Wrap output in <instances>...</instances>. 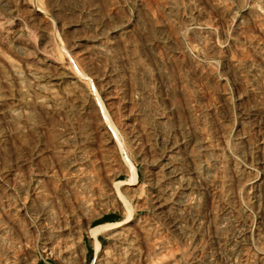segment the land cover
Returning a JSON list of instances; mask_svg holds the SVG:
<instances>
[{
	"label": "rangeland",
	"instance_id": "obj_1",
	"mask_svg": "<svg viewBox=\"0 0 264 264\" xmlns=\"http://www.w3.org/2000/svg\"><path fill=\"white\" fill-rule=\"evenodd\" d=\"M39 205L59 264H264V0H0V223Z\"/></svg>",
	"mask_w": 264,
	"mask_h": 264
},
{
	"label": "built area",
	"instance_id": "obj_2",
	"mask_svg": "<svg viewBox=\"0 0 264 264\" xmlns=\"http://www.w3.org/2000/svg\"><path fill=\"white\" fill-rule=\"evenodd\" d=\"M36 181L40 183L41 180ZM39 207L42 206L39 205L35 210L31 211L34 221L29 227L30 233L28 234L30 238L25 241L16 238V236L12 235V232H9L12 230L11 226L0 223V230L7 233L6 237L0 235V264H21L24 261H28V259H30L29 264H36L39 261L44 264H49V260H52L54 264H59L63 261L61 257L62 245H60L61 241L58 237L59 234L55 236L56 239H49L48 241L46 236L47 232L43 231V220H45L44 212L43 209H38ZM3 211L5 212L4 209ZM12 214L16 215L17 213L12 211ZM53 232L50 234H53ZM46 240L48 241L47 245ZM52 241H55L56 244L52 243ZM50 254L53 258L49 256ZM67 263L70 264V262Z\"/></svg>",
	"mask_w": 264,
	"mask_h": 264
},
{
	"label": "bare ground",
	"instance_id": "obj_3",
	"mask_svg": "<svg viewBox=\"0 0 264 264\" xmlns=\"http://www.w3.org/2000/svg\"><path fill=\"white\" fill-rule=\"evenodd\" d=\"M108 83V82H107ZM107 83H106V86H107ZM111 88V87H110ZM109 88V89H110ZM107 90V89H106ZM105 90V91H106ZM111 90V89H110ZM110 90H108V91H110ZM107 94H109V93H107ZM173 166V165H172ZM131 168H132V166H131ZM155 170V169H154ZM174 170H176V169H174ZM175 172V171H174ZM151 174V173H150ZM154 174H156V172L154 173ZM153 176V175H152ZM132 179H130V181H131ZM260 217V216H259ZM262 217V216H261ZM261 220V219H260ZM175 224H177V223H175ZM174 227H176V225H174ZM106 228V230L108 231V230H114L115 229V227L114 226H112V225H110V226H104V227H101V229L100 230H103V229H105ZM240 235V234H239ZM241 236V235H240ZM239 236V237H240ZM241 238H243V235H242V237ZM100 246V245H99ZM48 249H50V248H48ZM96 250V249H95Z\"/></svg>",
	"mask_w": 264,
	"mask_h": 264
}]
</instances>
